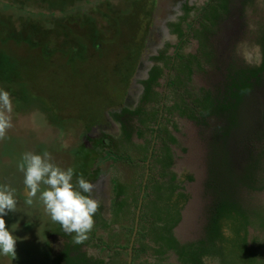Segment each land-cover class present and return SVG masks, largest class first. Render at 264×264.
I'll return each mask as SVG.
<instances>
[{
  "label": "trees",
  "instance_id": "obj_1",
  "mask_svg": "<svg viewBox=\"0 0 264 264\" xmlns=\"http://www.w3.org/2000/svg\"><path fill=\"white\" fill-rule=\"evenodd\" d=\"M6 1L7 12L0 15V86L8 92L19 81L15 66L22 59L7 51V45H24L48 55L63 50L70 58L82 56L92 44L98 46V25L75 32L70 23L57 20L44 27L30 8L45 4L47 10H54L51 6L69 5L70 0ZM254 1L208 0L195 9V17L185 27L181 21L194 7L183 5L181 21L171 24L179 39L173 54L155 58L164 65L152 66L140 81L142 94L136 108L112 113L120 123V135H103L109 148L100 160L136 168L138 176L129 184L113 180L111 223L97 212L94 228L81 244L74 242L75 233H63L67 239L60 251L64 264H127L121 255L128 256L136 217L131 264H204L205 257L216 264H264V203L254 195L264 190V99L258 95L264 88V23L258 36L261 62L257 66L233 61L225 65L215 45L220 35L232 34L231 20L242 16ZM189 37L197 41L192 53L182 48ZM196 76L205 78L209 86L196 84ZM24 94L20 92L21 97ZM178 118L198 129L212 126L205 183L211 199L203 236L186 242L177 238L175 229L189 200L185 182L194 178L188 174L182 179L174 170L176 150L185 151L176 135ZM130 221L132 226L125 227ZM113 224L125 229L126 245H111L96 235V229L102 228L116 238ZM91 244L106 249L108 258L88 255L84 247Z\"/></svg>",
  "mask_w": 264,
  "mask_h": 264
},
{
  "label": "rangeland",
  "instance_id": "obj_2",
  "mask_svg": "<svg viewBox=\"0 0 264 264\" xmlns=\"http://www.w3.org/2000/svg\"><path fill=\"white\" fill-rule=\"evenodd\" d=\"M187 1L199 7L205 0H70L69 5L51 6L54 10H47L45 4L30 7L32 13L41 17L44 27L57 20L70 23L75 32L98 25L100 39L98 46L92 44L81 57L74 58L63 50L48 55L24 45L4 47L20 55L22 62L15 66L21 76L9 92L13 126L0 140V186L13 189L18 201L17 211L4 217L6 226L17 237V255L13 260L0 255V264H64L60 251L67 239L62 227L45 211L39 192L31 205L25 203L27 197L21 193L25 189L24 173L18 164L25 152L41 155L48 152L61 168L72 167L74 175L84 173L86 180L92 178L89 180L95 185L92 195L99 199V210L101 213L105 210L103 214L109 220L110 208L105 206L112 195L109 180L130 183L138 176V169L101 161L109 148L102 137L119 134L120 124L112 113L125 106H135L141 91L140 80L151 64L150 57L164 42H176L175 36L167 34L166 24L181 13L180 7ZM6 2L0 0V15L7 12ZM194 16L192 12L187 22ZM242 16L231 20L232 34L225 32L227 34L216 38V49L225 65L233 61L239 65L257 66L261 62L258 36L264 23V0H255L245 7ZM183 47L187 52H193L196 41L189 37ZM194 81L198 85L210 84L200 76ZM160 89L164 90L163 87ZM21 91L25 92L24 97H21ZM262 91L258 95L264 99V88ZM177 123L180 132L176 135L185 151L176 150L175 170L180 175L186 173L194 178L192 182H185L189 200L183 209L182 221L175 229L177 238L186 242L203 236L211 199L205 186L210 129H198L180 118ZM134 156L137 158L138 155ZM91 167L95 172L88 178L87 171L90 173ZM254 195L264 203V190ZM128 226H132L131 221ZM96 235L115 245L103 230H96ZM123 235L122 232L119 236L120 245H126ZM84 249L93 257L107 259L109 255L106 249L92 244ZM121 259H127V255L123 253ZM203 262L216 264L212 257H205Z\"/></svg>",
  "mask_w": 264,
  "mask_h": 264
},
{
  "label": "clouds",
  "instance_id": "obj_3",
  "mask_svg": "<svg viewBox=\"0 0 264 264\" xmlns=\"http://www.w3.org/2000/svg\"><path fill=\"white\" fill-rule=\"evenodd\" d=\"M12 98L8 91L0 89V140L4 139L12 125ZM24 173L26 190L25 203L31 205L33 198L42 201L45 211L53 222L59 223L66 235L75 233L73 240L77 244L87 240L95 225L94 216L100 208L99 199L92 193L95 185L79 175L73 182L74 169L61 168L52 160L51 154L42 155L32 151L22 155L18 164ZM44 185L43 189L41 186ZM18 201L14 190L9 186H0V255L16 258L17 237L6 226L4 217L17 211Z\"/></svg>",
  "mask_w": 264,
  "mask_h": 264
},
{
  "label": "flooded vegetation",
  "instance_id": "obj_4",
  "mask_svg": "<svg viewBox=\"0 0 264 264\" xmlns=\"http://www.w3.org/2000/svg\"><path fill=\"white\" fill-rule=\"evenodd\" d=\"M208 0H205V1H203L202 2V4H201V6L202 5H204L206 2H207ZM184 4H187L188 6H192V7H194V10H191L190 12H189V15L193 12L194 13V15H196V10L195 9H199L201 6H199V7H197V6H194V5H191V3L190 2H184V3H182V5H181V7H180V14L178 15V16H176V18H174V20H172V21H170V22H168L167 24H166V29H167V34H169V35H172V36H175L176 37V42L174 43V44H172L171 42H169V41H167V42H164L162 45H161V47L156 51V53L154 54V55H152L151 57H150V66H149V68L147 69V71H146V73H145V77L143 78V79H145V78H147V76H148V71L150 70V68L152 67V66H154V65H159V66H163L164 65V62H163V60H155V58L157 57V56H159L160 54H164L165 56H168V55H172L173 54V51H174V46L178 43V41H179V39H178V36L175 34V33H173L172 32V30L174 29V27L171 25V24H174V23H177V22H179V21H181V18H182V16H183V14H184V12H183V5ZM189 15H188V17H189ZM195 17V16H194ZM188 19V18H187ZM187 19L185 20V21H181L182 22V26L183 27H185L186 26V24L188 23L187 22ZM184 23H185V25H184ZM191 38H193V37H191ZM194 39V38H193ZM195 40V39H194ZM196 41V40H195ZM166 45H168V47L166 46ZM184 46V45H183ZM182 46V48H183V51L184 52H186V53H188V52H191L192 53V51H186L185 49H184V47ZM196 49H197V41H196ZM196 49H195V51H196ZM195 51H193V52H195ZM142 80V79H141ZM140 80V81H141ZM164 81V79H160V82L162 83ZM141 84V83H140ZM160 91H162L161 89H159ZM141 94H142V85H141V91H140V94H139V96H138V100H137V103L135 104V106L134 107H132V108H130V107H122V108H130V109H134V108H136L137 106H138V104H139V99H140V96H141ZM121 108V109H122ZM121 109L118 111V112H120L121 111ZM116 113V112H115ZM118 122V121H117ZM119 123V122H118ZM212 123V122H211ZM120 124V123H119ZM209 129H210V134H209V138H208V142H209V139H210V135H211V129H212V126H210V127H208ZM120 133H121V126H120V132H119V134L117 135V136H113V137H118L119 135H120ZM145 162H147V161H145ZM208 163V162H207ZM208 167V166H207ZM174 170H175V167H174ZM176 171V170H175ZM207 171H208V169H207ZM178 174V173H177ZM182 179H183V176L184 175H188V174H178ZM208 175V174H207ZM146 178H147V175L145 176ZM145 179V178H144ZM207 181V180H206ZM206 183V182H205ZM185 189H186V187H185ZM23 192V190L21 191V193ZM186 192H187V190H186ZM96 230H103L104 232H108V230H105V229H102V228H97ZM107 238H108V234H107ZM63 248V247H62ZM61 248V249H62ZM60 256H61V254H60ZM61 259H62V257H61ZM204 259V258H203ZM63 260V259H62Z\"/></svg>",
  "mask_w": 264,
  "mask_h": 264
},
{
  "label": "crops",
  "instance_id": "obj_5",
  "mask_svg": "<svg viewBox=\"0 0 264 264\" xmlns=\"http://www.w3.org/2000/svg\"><path fill=\"white\" fill-rule=\"evenodd\" d=\"M81 57V56H80ZM102 140H103V137H102ZM92 158V157H91ZM78 164L79 163H77L76 162V166H78ZM94 164H92V166H93ZM78 169V168H77ZM88 169V168H87ZM89 170H90V173H89V171H87L88 172V174H87V177L88 178H90V175L91 174H93L95 171H94V169H92V167L91 168H89ZM84 173H82V175H83ZM100 175L99 176H101L102 175V173H99ZM81 175V174H80ZM74 176H76V175H74ZM79 175H77L76 176V179H77V177H78ZM83 177H84V175H83ZM92 179V178H91ZM91 179H89V180H91ZM93 180V179H92ZM113 178H111V180H109V181H111V183H112V188H113ZM118 183H122L121 181H119L118 179H115ZM76 181V180H75ZM132 182V181H131ZM130 182V183H131ZM124 184V183H123ZM126 184H129V183H126ZM112 195L111 196H109L108 197V203L107 204H105V206L106 207H109L110 208V218H109V220H106V218H105V215L103 214V212L105 211H103L102 213H101V211L100 210H98L97 212L100 214V216H101V218L104 220V221H106L107 223H111V221H112V200H113V192L111 193ZM103 206H104V204H103ZM125 224V227L127 226V227H129L128 226V224L127 223H124ZM112 228L114 229V232H118V235H117V237L116 238H111L110 237V231H108L107 232V234H108V239H111V240H113V241H115V245L117 244V245H120L119 244V236L122 234V232L124 233V235H123V238L126 240L127 239V235L125 234V229H123V227H122V225L120 226L119 224H113L112 225ZM105 242H107V241H105ZM107 243H109V242H107ZM121 246H124V245H121Z\"/></svg>",
  "mask_w": 264,
  "mask_h": 264
},
{
  "label": "water",
  "instance_id": "obj_6",
  "mask_svg": "<svg viewBox=\"0 0 264 264\" xmlns=\"http://www.w3.org/2000/svg\"><path fill=\"white\" fill-rule=\"evenodd\" d=\"M22 194L23 195L27 194L25 189L23 190ZM142 195H143V190L141 192V196ZM140 202H141V198H140V201H139V205H140ZM138 213H139V208L137 209V216H138ZM137 222H138V218L136 217L133 233H132L131 240H130V244H129V247L127 249V252H128L127 264H131V262H132V246H133L134 238H135V235H136V232H137Z\"/></svg>",
  "mask_w": 264,
  "mask_h": 264
}]
</instances>
